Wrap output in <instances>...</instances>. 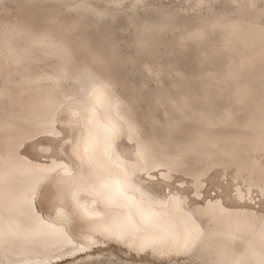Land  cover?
<instances>
[{"label": "bare ground", "instance_id": "6f19581e", "mask_svg": "<svg viewBox=\"0 0 264 264\" xmlns=\"http://www.w3.org/2000/svg\"><path fill=\"white\" fill-rule=\"evenodd\" d=\"M194 1L205 10L30 0L13 20L0 16V42L10 45L0 52V264H57L107 247L133 258L264 264V211L247 198L255 190L264 199V0H219L221 9ZM65 16L81 34L66 31ZM90 30L105 40L87 56ZM129 30L128 70L147 73L137 81L111 75L125 61L118 32ZM177 39L193 42L190 55L185 42L172 47ZM191 63L214 67L203 75ZM110 83L129 94V108ZM136 121L156 124L162 144ZM216 167H232L234 195L204 198ZM173 173L191 179L192 197Z\"/></svg>", "mask_w": 264, "mask_h": 264}, {"label": "rangeland", "instance_id": "374dc122", "mask_svg": "<svg viewBox=\"0 0 264 264\" xmlns=\"http://www.w3.org/2000/svg\"><path fill=\"white\" fill-rule=\"evenodd\" d=\"M29 1L30 0H0V16L2 14H4L6 17L11 18L13 20L14 18L17 17V11L20 10L21 5L28 3ZM132 1H134V0H123L121 7L126 8L130 4V2H132ZM143 1L144 2L147 1L146 3L151 1V3H155L157 5L162 4L168 10H171V11L176 12V13L181 11V12H185L188 15H194L196 13H199L201 9L203 11L205 10L204 5H197L194 0H191L190 2L185 1V0H143ZM152 1H154V2H152ZM214 6L217 9H221V8H223V3L218 0L214 3ZM200 7H201V9H200ZM33 13L34 12L30 13L32 15V18L39 15V13H36V12H35V14H33ZM65 18L66 19H65L64 27H65L66 31L72 32L74 34H81L82 33V32H80V29H78L76 27L77 21L76 22L75 21L70 22V16H65ZM56 20H60V19H56ZM90 23H91V21H90ZM1 24H2V26H0V29L2 31H6V29H5L6 24L4 22H0V25ZM116 24L117 23H113L114 26H117ZM190 24H192V22ZM123 25L124 26L127 25V22L125 20H124ZM191 27H192V25H189V27H187V29H189ZM89 33H90L89 34L90 44L85 48V53L87 56H90L91 52H93L95 50V46L97 45L96 42L105 40V38L103 39L99 35L100 30H92V31L90 30ZM118 33H120V36L118 34L119 43L122 46V48L120 50V53H121L120 57L125 61L120 63L119 61L116 60L117 64L114 65L113 67L110 66V64H112L111 61L108 64H106L107 67H110V68L112 67L111 69L113 71L111 72V75L115 79H118L121 77H126L128 81L129 80H131V81L136 80L137 81L140 78L146 77L147 73L143 69L139 70L138 72H132V71L128 70V67L130 66V64L128 63L127 59L130 58L131 56H133L135 53V48L130 46V44H132L133 40H134L133 32H131L129 30V31L118 32ZM171 35H172V31H170V30H167L163 33V36L165 38H168ZM205 37H207L211 40H213V39L215 40L218 38V35H217V32H214V33L208 32ZM116 39H117V37H116ZM91 40L93 41V43L95 42L92 45H91ZM184 42L187 43L185 52H187V55H190L192 52V50H191L192 46L191 45L193 43L190 40H186V41H184L183 39L182 40H178V39L174 40L172 47L173 48H177L179 46L182 47L181 45ZM8 46H10V45L9 44L5 45V44L0 42V52H3L4 54H8L9 53L7 51ZM33 48H40V47H33ZM83 51H84V49H83ZM104 52L107 53L108 50L105 49ZM18 63L22 66L27 67L28 70H30V72H36V70L34 68H31L32 64L28 60L20 59L18 61ZM72 63L76 64L74 62H72ZM38 64L40 65L41 62H38ZM190 65L195 68L196 73L203 74V75H205V74L208 75L210 73V70L214 67V65L210 64V63L200 64L197 66L194 63H191ZM125 69H127L128 71ZM205 71H207V72H205ZM97 76L99 78H102L106 83L109 84V82L105 79L103 72L99 73ZM193 80L197 81V78L192 79V81ZM66 84H69V83L67 82ZM146 84L148 87L153 88L155 85V82L151 78H147ZM110 87L113 88L112 90L114 91V93L119 98H121L123 100V102L125 103V107L129 108L128 107L129 104L127 102L130 98L129 94L127 92H124V90L117 84H111L110 83ZM209 87H208V90H211L214 88L213 85H210ZM203 93L207 94L206 91ZM189 95L191 96V99L189 100V102H193L194 101L193 95H191V94H189ZM220 109L221 108L218 107L217 109L213 110V113L210 117V118H212L213 121L216 120L217 117H219ZM156 116L159 119H164V115H163L161 108H158V110L156 111ZM173 116L178 118L179 115L177 113H175V114L173 113ZM136 122L140 126L141 134L147 138V141H152L155 143L157 141L160 142L161 139L159 137L161 135V132H159L158 126L156 124L150 123L149 121H136ZM175 133L176 132L174 131V132H171L169 134L172 135V137H175V135H176ZM157 135H159V136H157ZM161 144L162 143L160 142V145ZM38 159L41 161L48 160V158L44 156V153H40L38 156ZM164 161L167 162V160H165V159H164ZM221 168L222 167H219V168L216 167L215 168L216 170H211L208 173V175L205 176V178H204L205 186L204 187H206V188L203 191L204 192V198H206V197H211L213 199L224 198V192L225 191H228L234 195L235 191H234L233 185L235 183V180L232 179V175H233L232 167H229L230 169L227 168L226 170H222ZM219 173L223 174L222 178H219ZM173 174L175 176V179H178V177H179V179H182L190 187L188 190V194L191 195V197H192L194 194V188L192 186L191 179L185 178L184 176H182L181 174H178V173H173ZM250 196L252 198H254L252 201H256L255 204L251 203V205L255 206L260 211H264V199L258 200L261 197L260 194L254 190V192H252V194L248 195L247 198ZM74 256H76V257L75 258H73L71 256L65 257L63 260L59 261L57 264H84L88 260L94 261L95 259L108 260V261H111L112 264H197V263H192V261L187 259V258H175L172 260H156V259H153V258H150L147 256L142 257V258H133L132 256H126L123 252H121L120 250H118L117 248H114V247H107L105 249H94L93 251L89 252V256H87V257L78 256V255H74Z\"/></svg>", "mask_w": 264, "mask_h": 264}]
</instances>
